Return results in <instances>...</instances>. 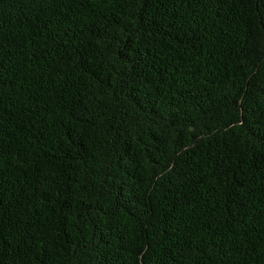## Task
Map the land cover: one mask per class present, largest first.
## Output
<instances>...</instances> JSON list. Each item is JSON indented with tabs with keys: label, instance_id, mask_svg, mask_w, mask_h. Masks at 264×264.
I'll list each match as a JSON object with an SVG mask.
<instances>
[{
	"label": "trees",
	"instance_id": "obj_1",
	"mask_svg": "<svg viewBox=\"0 0 264 264\" xmlns=\"http://www.w3.org/2000/svg\"><path fill=\"white\" fill-rule=\"evenodd\" d=\"M0 264H264V0H0Z\"/></svg>",
	"mask_w": 264,
	"mask_h": 264
}]
</instances>
